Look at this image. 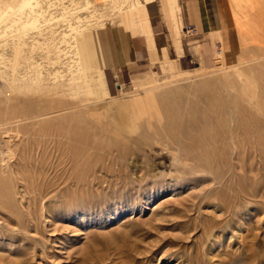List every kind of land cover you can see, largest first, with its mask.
Instances as JSON below:
<instances>
[{
    "label": "rangeland",
    "instance_id": "rangeland-1",
    "mask_svg": "<svg viewBox=\"0 0 264 264\" xmlns=\"http://www.w3.org/2000/svg\"><path fill=\"white\" fill-rule=\"evenodd\" d=\"M151 1L36 0L21 31L0 0V264H264V0H222L224 40L153 1L167 42L111 95L100 63L68 71L69 22L131 34Z\"/></svg>",
    "mask_w": 264,
    "mask_h": 264
},
{
    "label": "crops",
    "instance_id": "crops-1",
    "mask_svg": "<svg viewBox=\"0 0 264 264\" xmlns=\"http://www.w3.org/2000/svg\"><path fill=\"white\" fill-rule=\"evenodd\" d=\"M153 1L133 13L129 21L132 26L131 34L114 27L110 30L96 28L90 35V42L89 35L86 34L89 56L86 62L89 64L92 61L96 68L100 63L110 95L113 90L120 88L119 82L128 80L145 70L150 64V59L156 58L157 48L164 47L167 42V35L164 31L165 23ZM179 4L181 5V16L177 15L175 22L166 20L167 24H178L179 29L184 28L182 24H193L198 36L207 40L215 37L225 39L221 32L226 26L222 0H179V3L178 0H173L171 3L175 8ZM143 24L145 29H143ZM168 28L172 29L170 25ZM169 39L171 43L175 39L173 32L172 35L169 32ZM83 52H86L85 47Z\"/></svg>",
    "mask_w": 264,
    "mask_h": 264
},
{
    "label": "bare ground",
    "instance_id": "bare-ground-1",
    "mask_svg": "<svg viewBox=\"0 0 264 264\" xmlns=\"http://www.w3.org/2000/svg\"><path fill=\"white\" fill-rule=\"evenodd\" d=\"M19 2L18 3H20L19 4V7H18V9L21 11V10H23L25 7H29L31 10H30V12L28 13V15H27V18L25 19V21H22V23H21V25L19 26V29L21 30V31H25V30H27V28L28 27H30V28H35V29H39V28H37V26H38V24H37V22H39L40 21V18H42V13H34L35 11L33 10V4L36 2V0H18ZM38 8V7H37ZM31 11L33 12V14H30L31 13ZM15 13V12H14ZM2 17H4L3 16V13H1L0 12V19L2 18ZM77 18H80V17H77ZM77 18H76V20H77ZM19 20H21V18H18ZM79 20V19H78ZM20 22V21H19ZM75 25V24H74ZM74 25H72V23H68V33L67 32H63L62 33V37H61V39H62V41H61V43H65V44H69V42H68V40H70V39H68V38H73V40L75 41V43H76V45H75V55H76V57L75 58H73V59H71V61L70 62H72L73 64H71V65H69V67L67 68L68 69V71H70L71 73H73V71H76V72H78V70L80 69V68H82V65H85V67L86 68H88L89 69V65H88V63L86 62V59H87V57H88V60H89V56H88V53H87V41H88V39H87V37H86V34H83V33H81L80 31H79V29L77 28V26H74ZM78 25V24H77ZM66 27H67V25H66ZM67 30V29H66ZM21 36V35H20ZM21 37H19V39H20ZM60 39V40H61ZM68 39V40H67ZM22 40V39H21ZM72 40V39H71ZM70 40V41H71ZM18 41V40H17ZM72 42V41H71ZM17 43V42H16ZM25 43V42H24ZM36 43H38L37 41H36ZM57 45V44H56ZM60 45V44H59ZM72 45V44H71ZM86 48V52H83V48ZM53 48V47H52ZM69 48H72V47H69ZM56 49H57V51L58 52H61L62 53V55L64 54V55H66L67 54V52L69 51V49H68V51L66 50V51H64L63 52V47L62 48H60V46H58V47H56ZM55 50V49H54ZM49 52V51H48ZM55 52V51H54ZM221 53H222V51H221V49H219L218 50V55L217 56H220L221 55ZM15 54H17V53H15ZM57 54V53H56ZM59 54V53H58ZM71 54V53H70ZM71 55H73V54H71ZM74 55V56H75ZM15 56V55H14ZM68 56V55H67ZM261 58H262V56H260ZM59 58V57H58ZM63 58H66V57H62V59ZM3 60H4V57L2 58ZM61 59V60H62ZM79 59V60H78ZM53 60V59H52ZM60 60V59H59ZM13 61H14V59H13ZM56 61H57V59H56ZM15 62V61H14ZM60 62V61H59ZM67 63V62H66ZM82 64V65H81ZM81 65V66H80ZM37 66V65H36ZM66 66V65H65ZM83 69V68H82ZM14 71V70H13ZM13 74V73H12ZM38 75L36 76V78L35 79H37V80H40V74L41 73H37ZM83 74V73H82ZM36 75V74H35ZM24 79V78H23ZM73 79H74V77H73ZM74 82V81H73ZM36 83H38V82H36ZM12 84V83H11ZM32 84V83H31ZM41 84V83H40ZM62 85H63V83H62ZM4 86V85H3ZM31 87H32V85H31ZM5 88H6V86H5ZM45 88V87H44ZM51 89H53V91H54V94L57 96V93H59L60 91H62V87H60V86H58V85H56V84H54V85H51V87H50ZM10 90V89H9ZM36 96V95H35ZM51 96V95H50ZM49 96V97H50ZM39 99V98H38ZM37 99V100H38ZM31 101V100H30ZM31 104V103H30ZM250 105H252L251 103H250ZM242 108H243V111H249L248 113L249 114H251L252 113V115L253 116H255V123H257V120H258V118H257V112L258 111H253L252 110V108L250 107V108H247L246 106H242ZM150 109V108H149ZM63 110H64V108H63ZM258 110V109H257ZM39 113V117L40 116H46V115H48V113L49 112H45L44 110H40V111H38ZM52 112V111H51ZM60 112V111H59ZM151 112V111H150ZM262 112V111H261ZM244 113V112H243ZM50 114V113H49ZM38 117V116H37ZM27 118H29V117H27ZM34 118V117H33ZM238 118H239V120H241L240 122H241V124L243 125L245 122L242 120V118H243V116H242V114H238ZM26 119V118H25ZM30 120V119H29ZM15 122H17V120L15 119V121H10V123H8V124H13V123H15ZM259 123V122H258ZM5 120L4 119H2L1 117H0V136H1V134H5V133H10V131H11V129H7V128H4V126H5ZM171 125L172 126H176V124L175 123H171ZM244 126V125H243ZM177 127V129H180V127H179V125L178 126H176ZM247 127V126H246ZM246 127H244V128H246ZM247 129V128H246ZM245 130V129H244ZM11 135H13V134H11ZM8 136H10V135H8ZM3 138V137H2ZM14 142V141H13ZM12 143V142H11ZM13 146V145H12ZM5 159V158H4Z\"/></svg>",
    "mask_w": 264,
    "mask_h": 264
},
{
    "label": "built area",
    "instance_id": "built-area-1",
    "mask_svg": "<svg viewBox=\"0 0 264 264\" xmlns=\"http://www.w3.org/2000/svg\"><path fill=\"white\" fill-rule=\"evenodd\" d=\"M184 32L189 35H197V30L193 24H187L184 26Z\"/></svg>",
    "mask_w": 264,
    "mask_h": 264
}]
</instances>
